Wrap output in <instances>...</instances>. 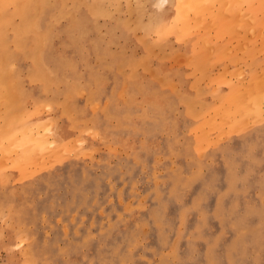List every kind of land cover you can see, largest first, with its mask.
<instances>
[{"label": "rangeland", "instance_id": "1", "mask_svg": "<svg viewBox=\"0 0 264 264\" xmlns=\"http://www.w3.org/2000/svg\"><path fill=\"white\" fill-rule=\"evenodd\" d=\"M184 1L0 0V264H264V0Z\"/></svg>", "mask_w": 264, "mask_h": 264}, {"label": "bare ground", "instance_id": "2", "mask_svg": "<svg viewBox=\"0 0 264 264\" xmlns=\"http://www.w3.org/2000/svg\"><path fill=\"white\" fill-rule=\"evenodd\" d=\"M182 1H183V0H182ZM194 1H195V0H194ZM194 1H193V2H192V1L189 2V0H188L189 3H191V2L194 3ZM185 2H186V1H184L183 3H185ZM188 2H186V3H188ZM189 3H188V4H189ZM195 4H196V2H195ZM197 5H198V4H197ZM192 6H193V5H192ZM192 6H191V7H192ZM193 8H194V6H193ZM48 132H49V129H48V128H45V129L43 130V133H42V134H45V133H48Z\"/></svg>", "mask_w": 264, "mask_h": 264}]
</instances>
